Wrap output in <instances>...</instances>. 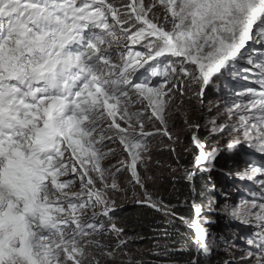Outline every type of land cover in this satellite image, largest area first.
Here are the masks:
<instances>
[{
    "label": "snow or ice",
    "instance_id": "6c2138e0",
    "mask_svg": "<svg viewBox=\"0 0 264 264\" xmlns=\"http://www.w3.org/2000/svg\"><path fill=\"white\" fill-rule=\"evenodd\" d=\"M229 76L249 85L185 119L183 171L208 172L205 188L165 202L152 142L180 143L173 108ZM225 153L247 196L206 210ZM127 200L184 224L205 257L228 245L212 215L240 222L246 247L223 264H264V0H0V264H142L116 218Z\"/></svg>",
    "mask_w": 264,
    "mask_h": 264
},
{
    "label": "rangeland",
    "instance_id": "374dc122",
    "mask_svg": "<svg viewBox=\"0 0 264 264\" xmlns=\"http://www.w3.org/2000/svg\"><path fill=\"white\" fill-rule=\"evenodd\" d=\"M241 63L244 64V62ZM246 85H249V81H245L237 76H229L223 81L217 82V86L212 87L209 91L205 93V98L202 104L198 100H190L186 96L184 98V106L181 109L177 110L173 108L172 118L169 120V129L173 133V136L179 139L180 143L173 144V141L169 140L167 137H157V139L152 142L153 147L155 149L153 153V159L159 160L162 165V167L153 168V172L161 176V179L157 182L154 190L157 191L163 198L164 193L162 191V184L166 183L167 181L174 182L175 179H183L186 180L188 184H190V182L186 179L182 167L191 166V157L185 154L183 150L184 145L189 142L191 136V130L185 124V119L190 122H196L201 125H204L208 120H210L216 115L215 109L209 111L210 102H223L231 95L232 90L239 91ZM200 134H205L203 128L201 129ZM169 147H175L177 153L180 154L181 158L179 165H177L176 163L175 156L169 151ZM224 155L231 156V154L228 153H225ZM172 169H176V171L173 173ZM201 173L204 177V183L206 184L208 179V172L202 171ZM224 181L226 182V184L222 186H217L215 184V189H212L210 185L207 187V189H205L208 190V192L210 193L209 196L206 195L204 197V201L202 203L205 206L206 210L210 200L214 199L218 203V205H222L225 202V195H227L228 202L230 204H236L239 203L241 199L247 196V189H245L243 184H241L236 178H232V180H229L231 183H227L229 181L226 177ZM129 204L134 203L131 202V200H127L124 201L121 206ZM116 218L118 223L122 224L126 228V226L124 225L123 218ZM214 219L218 221L219 227L223 230H225L226 228H233V230H231L233 238L228 237L226 233L222 234V239L226 240L228 242V245L225 247H221L217 251H214L216 252V259L214 260L213 264H223L225 260H232L234 256L238 259L241 254L240 250L246 247V238L250 236L251 229L240 222L230 220L222 215H215ZM126 233L129 237L132 238L128 245V250L132 253L131 259L140 262L150 260V256L154 254V250H152L151 247L146 246L142 242H140L141 238L137 233L127 231ZM216 237L220 238L218 236ZM233 243L237 247H231ZM178 244H181V246H183V242H177L174 246L177 247L179 246ZM185 247L188 250L186 244ZM188 252H190V250H188ZM204 257L205 256L199 253L196 248V252L190 258H187L185 264H189V261L194 258H199L203 262V264H206L204 261ZM166 262L163 264H166ZM175 264L180 263L175 262Z\"/></svg>",
    "mask_w": 264,
    "mask_h": 264
},
{
    "label": "trees",
    "instance_id": "16d2710c",
    "mask_svg": "<svg viewBox=\"0 0 264 264\" xmlns=\"http://www.w3.org/2000/svg\"><path fill=\"white\" fill-rule=\"evenodd\" d=\"M203 136V135H202ZM238 158L231 155H222L218 158L216 163V170L211 173L212 180L217 186H222L226 184L224 181L225 177L227 180H232L235 178L234 172L237 167ZM189 165V164H188ZM209 173H207V177ZM195 184L197 192L205 188L204 177L201 172H198L194 178V181L190 184L183 179H175L174 182L167 181L162 184V191L164 193L165 202H171L174 205H179L180 202L184 200L191 201L192 199V184ZM227 183H231L230 181ZM209 196L208 190H204L201 196L197 197V201L203 203L204 197ZM187 204L182 207H178V213L181 215H188ZM116 217L123 218L124 225L126 226L125 231L137 233L144 245L152 248L153 253L150 256V260L142 261V264H163L166 261H174L180 264H185L187 258H190L195 252L194 247L190 252L185 247L188 239V229L187 227L180 223L179 221H171L169 218L155 212L144 206L129 204L121 206L117 209ZM214 219L215 215H212ZM209 225V231L212 234L222 238V234H225L233 238L231 232L232 229L226 228L221 229L218 225V221ZM224 231V232H223ZM177 242H183V246H174ZM165 246L169 249H182V251H170L167 254H163L165 251ZM160 252L161 255H156L155 253ZM216 252L210 257H204L206 264H213ZM218 254V253H217ZM217 256V255H216Z\"/></svg>",
    "mask_w": 264,
    "mask_h": 264
}]
</instances>
